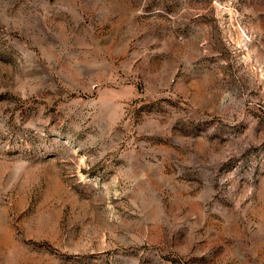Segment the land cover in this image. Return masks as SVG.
Returning a JSON list of instances; mask_svg holds the SVG:
<instances>
[{"label": "rangeland", "instance_id": "1", "mask_svg": "<svg viewBox=\"0 0 264 264\" xmlns=\"http://www.w3.org/2000/svg\"><path fill=\"white\" fill-rule=\"evenodd\" d=\"M0 264H264V0H0Z\"/></svg>", "mask_w": 264, "mask_h": 264}]
</instances>
